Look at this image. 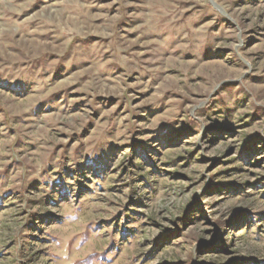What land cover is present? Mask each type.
I'll return each mask as SVG.
<instances>
[{"label": "rangeland", "instance_id": "obj_1", "mask_svg": "<svg viewBox=\"0 0 264 264\" xmlns=\"http://www.w3.org/2000/svg\"><path fill=\"white\" fill-rule=\"evenodd\" d=\"M0 264H264V0H0Z\"/></svg>", "mask_w": 264, "mask_h": 264}]
</instances>
